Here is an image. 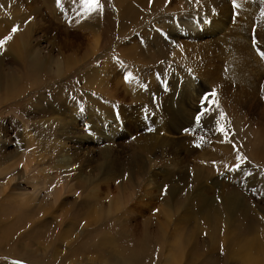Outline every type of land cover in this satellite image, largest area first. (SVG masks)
<instances>
[{"label":"rangeland","instance_id":"374dc122","mask_svg":"<svg viewBox=\"0 0 264 264\" xmlns=\"http://www.w3.org/2000/svg\"><path fill=\"white\" fill-rule=\"evenodd\" d=\"M100 2L0 0V264H264V0Z\"/></svg>","mask_w":264,"mask_h":264},{"label":"snow or ice","instance_id":"6c2138e0","mask_svg":"<svg viewBox=\"0 0 264 264\" xmlns=\"http://www.w3.org/2000/svg\"><path fill=\"white\" fill-rule=\"evenodd\" d=\"M81 4L84 8L83 15L86 17L93 14V13L102 12V10H103V5L101 4L100 0H81ZM57 6L58 7L61 6L60 0H57ZM233 6L236 7L235 0H233ZM18 30H19L18 26H14L12 28L11 32L14 34ZM11 39H12V35H9V36L5 37L4 39L0 40V48H3L5 43ZM260 55H261V58L264 59V52L260 53ZM210 95L214 97L216 95V93L212 92ZM205 99H207V97H205ZM202 115H204L203 111L195 117V121H196L197 126L200 125ZM220 115H221V119H223V113L222 112ZM216 123H217V125H219L220 121L217 120ZM220 131L223 132V129H220Z\"/></svg>","mask_w":264,"mask_h":264},{"label":"bare ground","instance_id":"6f19581e","mask_svg":"<svg viewBox=\"0 0 264 264\" xmlns=\"http://www.w3.org/2000/svg\"><path fill=\"white\" fill-rule=\"evenodd\" d=\"M77 6V5H76ZM83 11V10H82ZM81 13V12H80ZM130 16V15H129ZM128 16V17H129ZM131 16H132V14H131ZM82 25V24H81ZM80 25V26H81ZM83 27V26H82ZM81 28V27H80ZM91 29V28H90ZM193 29V28H192ZM88 31H89V29H88ZM96 43V42H95ZM94 43V44H95ZM33 62L34 63H38V65L41 67V59L38 57V55H35V56H33ZM95 74V73H94ZM93 75V74H92ZM100 75V74H99ZM135 93H137L139 96H146V95H143V94H141V93H139V92H135ZM135 96V95H134ZM64 97V96H63ZM173 102V101H172ZM178 112V111H177ZM7 167V166H6ZM6 171L8 170V168H6L5 169ZM12 169H10V171H11ZM8 172V171H7ZM6 172V173H7ZM12 172V171H11ZM18 176V173L17 172H15L14 174H12V178L7 182V185H8V188H9V190H14L15 188H16V186H17V182H13L14 180H15V177H17ZM33 179H35V178H33ZM13 182V183H12ZM38 183V182H37ZM3 195L4 196H6L7 195V193L5 194V193H3ZM223 199H221V201L223 200V202L221 203V206H223L224 208H225V205H226V207H227V209H229V211H232V213L234 212V213H236V209H235V203H233L232 202V200L230 201V200H228V197L227 198H225V197H222ZM233 210H235V211H233ZM233 217V216H232ZM231 217V218H232ZM217 219V218H216ZM215 219V220H216ZM240 219H241V221H243V220H247L248 219V216L247 215H244V216H240ZM233 224H234V222H233ZM232 224V225H233ZM235 225V224H234ZM241 226V224L240 223H238L237 225H235L234 226V228L236 227V231L235 232H239V228L238 227H240ZM235 240V239H234ZM233 240V241H234ZM231 243V242H230ZM247 243H249V242H247ZM246 245V244H245ZM247 246H249V245H247ZM251 247V246H250ZM250 249H252V248H250ZM129 258H131L130 256L127 258V259H125V261H130V259Z\"/></svg>","mask_w":264,"mask_h":264}]
</instances>
